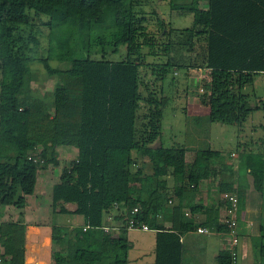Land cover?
<instances>
[{"label": "trees", "instance_id": "obj_1", "mask_svg": "<svg viewBox=\"0 0 264 264\" xmlns=\"http://www.w3.org/2000/svg\"><path fill=\"white\" fill-rule=\"evenodd\" d=\"M136 1L0 0V142L15 149L12 160L0 162V204L25 207L39 169L58 165L56 148L76 149L52 187V204L54 208L62 204V210H66L65 203L75 204V213L83 217L84 225L50 226L51 240L60 246L54 250L53 264H126L125 217L135 207H139L136 217L156 229L153 264H182L181 235L195 227L183 212L185 188H196L203 179L211 181L234 171L223 159L220 168L212 166L220 151L210 147L197 150L188 163L184 145H148L161 135L164 102L153 91L147 97L140 91V68L145 64L142 49L145 45L153 48L156 42L142 23L145 16L137 14ZM171 4L192 14V25L182 29L185 33L177 43L192 52L201 51L202 63L196 61L191 67L210 69V93L205 92L209 119L244 122L253 108L242 89L254 75L264 74V0H209L206 7H200L199 0L183 4L171 0ZM29 11L47 19L48 53L40 60L50 75H60L52 92L55 103L51 112L45 100L30 95L29 58L17 45L24 39L18 27L28 23ZM157 20L164 30L162 19ZM201 36L205 42L194 45ZM37 40L34 37L35 43ZM120 45L126 46L125 57L109 58ZM158 48L168 54L169 42ZM96 54L100 56L94 57ZM51 59L70 66H53ZM176 62L168 57L165 63L155 64L153 72L163 78L172 68L185 66ZM142 100L148 105L147 123L138 115ZM134 150L152 164L153 174H144L146 161L135 172L129 168L136 163ZM238 165L240 177L246 176L251 188L261 192L263 155H241ZM167 169L181 180L173 199L167 198L164 181H159ZM219 190L221 194L231 191V182L220 181ZM218 201L217 206L213 203L207 208L204 222L216 233L226 230L219 215L226 202ZM116 204L120 207L116 218L124 223L120 233H106L103 241L93 244L90 227L102 226L103 216ZM167 212L172 215L171 225L166 227L158 216ZM28 243L26 223L0 221L1 264H25ZM260 254L264 255V245ZM217 263L230 264V254L221 250Z\"/></svg>", "mask_w": 264, "mask_h": 264}, {"label": "rangeland", "instance_id": "obj_2", "mask_svg": "<svg viewBox=\"0 0 264 264\" xmlns=\"http://www.w3.org/2000/svg\"><path fill=\"white\" fill-rule=\"evenodd\" d=\"M176 4H183L191 2L192 0H173ZM200 7L208 6L209 0H199ZM171 0H137L134 5L139 17H144L142 22L148 27V35L154 38L156 45L153 48L144 46L142 52L144 57L141 61L144 62L140 68V91L144 97H147L149 91H153L155 95L162 99L164 102L163 118L161 124V135L159 138L151 144H148L152 148L171 145H184L186 148V161L190 163L196 154L198 149L211 147L220 151V157H213L212 166L221 167L220 160H226L233 165V172L221 173L217 178L208 181V185L211 191L214 193V201L218 204L219 197V183L220 181H227L228 179H238V183L241 185V189L247 190L242 196L244 202L240 197L239 207L242 209V217L244 220H250L253 224V232L259 235L260 225H264V180L263 191H255L247 189L245 184L247 177H240L239 158L241 155H247L253 153L254 155H264V74L259 73L254 75L253 81L246 84L243 87V92L249 95V104L253 108L246 120L240 124L236 123H222L221 121H209V105H206L204 96H200L202 93L200 87L207 91V95L210 93L209 80L206 77L208 69L205 67H191L192 63H202L201 51L192 52L186 46H181L177 43L179 35H184L183 28L190 27L192 25V14L181 11L180 9H174L171 7ZM158 18H161L165 24L163 30L158 24ZM47 19L44 16L36 15L33 11L28 12L27 22L20 24L18 30H21L23 40H18L17 45H21L22 51L27 58H29V65L31 67V79L29 86V93L32 97L45 100L47 111L51 112L54 109L53 89L55 84L60 80L59 74H52L47 71L45 66L41 63L40 57H44L48 53L49 47V29L44 24ZM172 28V29H171ZM180 28V29H179ZM177 29H179L177 31ZM34 37L38 40L35 43ZM206 40L205 36L196 38L194 45L202 44ZM169 42V52L166 54L162 49L158 48L162 44ZM152 49V50H151ZM110 50H112L110 48ZM126 46H118L116 52L110 53L109 58L112 60H121L125 57ZM99 54L94 57H99ZM169 58L177 61L176 63L184 64V67H174L163 78L157 77L153 72V66L155 64H163ZM50 63L53 66L60 68H68L70 64L60 62L56 59H51ZM202 66V65H201ZM189 67V69H188ZM207 82L208 86L204 84ZM201 97L203 99H201ZM260 105L259 108L257 106ZM148 105L146 100H142L141 108L138 110V115H141L143 121L147 123L145 116ZM141 120V119H140ZM138 120L137 127L141 131V121ZM197 131L196 133H191ZM195 134V135H193ZM192 135L194 138H192ZM209 145V146H208ZM66 151L61 150V166L58 168L52 167L48 164V167L42 172L48 176L47 186L51 185V182L60 178L63 165H66L70 161L74 154L70 147H65ZM132 157L136 160V163L131 164L129 168L135 172L138 167L142 166V161H146V157L135 150L132 152ZM216 160V161H215ZM59 163V162H58ZM144 166V174L154 173L152 164L147 162ZM55 170V172H54ZM242 171L241 174H243ZM41 174V176H43ZM41 180V179H40ZM159 181H164V189L167 198L174 197V191L176 184H180L177 181L172 169H167L166 174L159 177ZM186 182V181H185ZM211 182V183H210ZM40 185V182H39ZM37 184V187L39 186ZM187 185V184H186ZM206 185V183H205ZM42 186V185H41ZM195 188H185V191L195 193V197L198 198L201 192L193 191ZM239 190V195L243 194L242 190ZM49 190V188H48ZM204 191V190H202ZM252 193V199L249 193ZM31 195V194H30ZM30 195H27L29 197ZM198 195V197H197ZM204 196V194H202ZM249 196V198H248ZM194 197V199H195ZM182 199L192 200L186 194H183ZM169 215H159L158 217L163 219L165 224H169ZM126 218V217H125ZM123 222V220H122ZM121 224H124L122 223ZM126 233V237L129 242V250L127 251V264H153L154 250H155V230L143 231L134 229ZM264 234V232H262ZM258 237L259 244L264 243V235ZM203 237L200 239L202 240ZM254 241V240H253ZM29 243L28 252L34 257V253L37 249L32 248ZM202 245H200V248ZM49 248V247H48ZM60 246L53 244L48 249L47 257L43 258L48 263L51 260V264L54 262L53 253L54 250L59 249ZM257 248V247H256ZM253 251L250 255V261L247 264H264V255L259 254V248ZM200 250V249H199ZM193 252L196 254L199 260L201 259V251ZM218 250V249H217ZM254 250V249H253ZM203 253L202 260L206 261V264H217L216 256L213 253ZM239 252V250H238ZM216 254L217 251H216ZM30 258V257H28ZM26 257L25 263L31 262V259ZM36 259V258H33ZM237 264H243V257L237 256ZM3 261V260H2ZM0 262V264L2 263ZM242 261V262H241ZM188 260V264H189ZM198 262V260H197ZM30 264H34L31 262ZM42 264V263H38ZM197 264H200L199 262ZM246 264V263H245Z\"/></svg>", "mask_w": 264, "mask_h": 264}, {"label": "crops", "instance_id": "obj_3", "mask_svg": "<svg viewBox=\"0 0 264 264\" xmlns=\"http://www.w3.org/2000/svg\"><path fill=\"white\" fill-rule=\"evenodd\" d=\"M209 121H211L209 119ZM197 131H193L191 133H196ZM195 135V134H193ZM192 135V138L194 136ZM209 146V145H208ZM65 147H70L73 148L72 151L74 156L76 155V149L72 146H58L56 148L57 151V159H58V165L55 166L54 168H58V166H61V154L59 153L61 150L66 151ZM210 147V146H209ZM211 148V147H210ZM212 149V148H211ZM199 150V149H198ZM216 150V149H214ZM219 151V150H216ZM15 154V149L12 145H9V143L6 144V142H0V162L6 161L7 160H12L13 156ZM73 156V157H74ZM264 159V155H263ZM226 163L230 164L226 160H224ZM46 168H43V170L39 169L38 171V178L35 183L34 191L33 193L27 197L26 196V206L25 207H18L15 205H2L0 204V221H9V220H18L26 223L27 225V237L29 240V243L31 244L30 246L32 248L37 249L35 251L34 257H32V254L28 252L27 258L31 259V262H34V264L42 263V264H51V260L48 263L46 260H43L45 256L47 257V251L50 249V247L53 245V241L51 240V235H50V226L51 225H61L65 226L68 228H73L76 226V228H79L80 226L84 225V219L83 217L79 214L77 215L75 213L76 205L73 203H65V208L66 210H62L61 205L58 207L54 208L52 204V187L55 183L59 182L61 178H56L51 182V185L48 187V176H46L42 172ZM55 172V170H54ZM41 174L43 176H41ZM41 179V180H40ZM180 179H177L179 181ZM208 179H203L199 182L198 186L193 191L201 192V195H197L198 198L195 197L194 192L190 191H184L183 194L187 193V196L190 198H193L192 200H187V199H182L183 204L185 203V207L183 209V212L185 216L190 217L193 219L195 227L191 230L185 231L181 235V241L183 244V255H182V264H188V260L190 261L189 264H197L198 262L200 264H206V261L202 260L204 257L203 253L205 251L207 253H213V255L216 256V259L220 253L221 250L227 251L224 247L227 243V238L225 236H219L216 231L212 230V232L208 234H203L199 233L196 231V225L198 224H203L206 222V215H208V210L207 208L212 206L214 201V193L211 191V188L209 187V183L207 181ZM238 179H228L227 182H231L232 184V189H236L238 192V197L240 200V197H242L246 192L245 190L241 189L240 183L237 182ZM249 181V180H248ZM246 181V188L250 189V184L249 182ZM40 182V185H39ZM206 183V185H205ZM211 183V182H210ZM37 184L39 185L37 187ZM220 184V183H219ZM42 185V186H41ZM179 186V184H176L175 189ZM49 188V190H48ZM241 189L243 194L239 195V190ZM252 190H255L254 188H251ZM204 190V191H202ZM256 191V190H255ZM263 191V189H262ZM261 191V192H262ZM175 193V192H174ZM182 194V196H183ZM198 194V193H197ZM204 194V196H202ZM249 195L251 196L250 199H252L253 195L250 192ZM175 196V194H174ZM195 197V199H194ZM249 198V196H248ZM222 199V194L221 192L219 193L218 200ZM243 202L245 201L244 198H241ZM198 205L200 206L197 210H192V207ZM218 204L216 203V206ZM120 207L116 204L114 206V209L110 210L103 216V225L100 227H90V239L93 244H99L101 241H103V237L106 233H111L113 236H117L120 233V228L123 226L121 224L122 219H117L116 216L119 213ZM223 209V208H222ZM221 208L219 210V215L221 218ZM169 215V224H165V226H170L171 225V213L167 212L164 217ZM243 211L242 209L239 210V218L241 219L240 221V245L237 250V256L243 257V264H247L250 261V255L252 256L253 251H255V248H259V254L261 252L262 246L264 243L259 244V241H257L258 237L264 232V225H260L259 230L260 234L257 235L255 232H253V224L251 223L250 220H244L242 217ZM244 215V214H243ZM250 222L251 227L247 228L245 223ZM123 223V222H122ZM206 224V223H205ZM208 225V224H206ZM137 230V229H136ZM152 230H155L152 228ZM135 231L134 229H127L126 233ZM264 234H262L263 236ZM155 237V234H154ZM201 237L202 240L200 239ZM254 240V241H253ZM28 243V246H29ZM200 245L202 247L200 248ZM57 246V245H56ZM155 246H156V237H155ZM49 247V248H48ZM256 248V249H257ZM200 249V250H199ZM218 249V250H217ZM254 249V250H253ZM56 250V249H55ZM201 251V259L197 258L196 254H193V252L196 251ZM2 251V250H1ZM128 251V250H127ZM216 251L218 254H216ZM228 252V251H227ZM229 253V252H228ZM230 254V253H229ZM3 260V255H0ZM36 258V259H33ZM198 260V262H197ZM26 261V259H25ZM154 261V258H153ZM236 261L237 257H236ZM31 262H27L30 264ZM26 264V263H25ZM126 264H127V255H126ZM218 264V263H217ZM237 264V263H236Z\"/></svg>", "mask_w": 264, "mask_h": 264}, {"label": "built area", "instance_id": "obj_4", "mask_svg": "<svg viewBox=\"0 0 264 264\" xmlns=\"http://www.w3.org/2000/svg\"><path fill=\"white\" fill-rule=\"evenodd\" d=\"M207 71L206 81L210 79V69L205 68ZM207 84V82L204 84V86ZM202 93H199L200 96H204L206 90L204 91V88L200 87ZM201 99H203L201 97ZM222 199L226 202V206L221 211V223L225 224L226 230L225 231H219L217 234L219 236H225L227 238V243L225 245V249L230 253V264H236V257H237V250L240 245V218H239V197L238 192L234 188L231 191H226L222 194ZM139 211V207H135L132 210V214L126 217V224L127 229H139L143 231H149L152 228L146 224L143 220L136 217L137 213ZM247 228L251 227V223L247 222L245 225ZM196 231L203 234H208L212 232L209 227L206 225L198 224L196 226ZM2 261V257L0 256V262Z\"/></svg>", "mask_w": 264, "mask_h": 264}]
</instances>
